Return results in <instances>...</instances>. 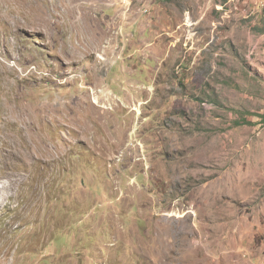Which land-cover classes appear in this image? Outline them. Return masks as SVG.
Instances as JSON below:
<instances>
[{
    "label": "rangeland",
    "instance_id": "1",
    "mask_svg": "<svg viewBox=\"0 0 264 264\" xmlns=\"http://www.w3.org/2000/svg\"><path fill=\"white\" fill-rule=\"evenodd\" d=\"M0 264H264V0H0Z\"/></svg>",
    "mask_w": 264,
    "mask_h": 264
},
{
    "label": "bare ground",
    "instance_id": "2",
    "mask_svg": "<svg viewBox=\"0 0 264 264\" xmlns=\"http://www.w3.org/2000/svg\"><path fill=\"white\" fill-rule=\"evenodd\" d=\"M96 104H98V101H96ZM134 110L137 111L139 115H141V112L138 109L135 108Z\"/></svg>",
    "mask_w": 264,
    "mask_h": 264
},
{
    "label": "crops",
    "instance_id": "3",
    "mask_svg": "<svg viewBox=\"0 0 264 264\" xmlns=\"http://www.w3.org/2000/svg\"><path fill=\"white\" fill-rule=\"evenodd\" d=\"M259 13L263 14L262 11H259Z\"/></svg>",
    "mask_w": 264,
    "mask_h": 264
},
{
    "label": "clouds",
    "instance_id": "4",
    "mask_svg": "<svg viewBox=\"0 0 264 264\" xmlns=\"http://www.w3.org/2000/svg\"><path fill=\"white\" fill-rule=\"evenodd\" d=\"M206 104V103H205Z\"/></svg>",
    "mask_w": 264,
    "mask_h": 264
}]
</instances>
